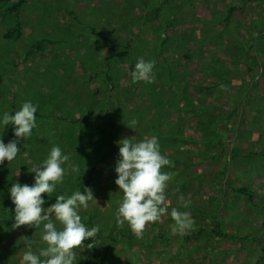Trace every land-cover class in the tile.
I'll return each instance as SVG.
<instances>
[{
	"label": "rangeland",
	"instance_id": "1",
	"mask_svg": "<svg viewBox=\"0 0 264 264\" xmlns=\"http://www.w3.org/2000/svg\"><path fill=\"white\" fill-rule=\"evenodd\" d=\"M16 1L9 0L7 3L10 5ZM177 1L171 5L174 9L175 6L178 7L175 4H179L176 27L168 31L169 37L174 41L170 55L175 58V66L183 68L182 71L189 70L190 73L191 68L204 59L200 50L207 51V42L213 39L196 43L198 38L192 30L200 27L204 16L210 19V15L209 10L206 9L204 12L201 10L203 5L194 7L195 5L185 4L184 0ZM208 1L210 4L217 3L220 6L229 4L231 7H236L233 22H237L226 29L224 25H218V33L223 29L226 32L223 36L211 34V37H218L221 44L216 45L213 54L208 55L207 71L229 67L233 71L232 74L241 80L246 74L248 76L259 74L260 71H251L250 68L255 66L257 59H261V52L255 47H250L249 42L251 33L257 32L259 26L257 19H264V1ZM137 5L140 6L135 0H26L19 13L23 36L15 42L1 39L3 31L7 27L14 26L15 17L11 15L4 17L0 9V139L5 144L17 139L14 136L15 126L13 129H5L2 123L3 113L12 111V104L16 105L17 109L14 112H17L24 102L30 101L37 106L39 114L53 116L46 120L36 118L37 126L33 129L32 135L27 140L24 138L18 140L17 147L21 152L13 161L5 160L0 164V250L5 243L14 245L16 240L24 243L21 237L31 239L33 236H38L41 239L42 225L40 229L28 226L13 229L14 216L7 219L10 213L15 212L9 186L16 182L21 185H33L35 173L29 172L28 169L42 164L54 146H59L62 153L68 155L70 160L63 165L65 168L63 183L57 184L53 192L70 197L74 192L80 191L82 184L89 180L88 188L93 191L95 200L88 202L87 209L80 208L82 223L88 229L92 228L91 225H99L97 234H107L108 226L112 225L111 237L117 239L114 250L109 255H105L106 258L101 257H104L102 252L104 246L110 244L109 239L103 240L92 250L84 249L85 246L75 249L76 259L81 260L78 264L83 262L84 264H109V262L111 264H210L209 250L223 246L225 249L228 246V239L221 241L213 239L214 242L216 241V246L211 243V248H207V238L204 235L197 241L194 238L185 239L186 233L185 235L173 233L171 228L174 221L170 218L169 211L160 221L148 224L140 238H137L127 223L119 226L116 222L115 214L123 193L117 189L113 181L107 180L112 174L109 164L116 165L120 159V146L117 142L127 137L135 138L127 132L123 120L120 121L119 110L127 104H136V101L128 91L132 78L129 63H112L110 73L112 79L107 80L104 75L107 68L103 62L106 46L92 35L91 28L99 27L114 34L115 37L126 40H130L131 35L137 32V38L134 39L139 42L137 47L140 49L135 64L141 57L146 61H154V52L163 38L165 20L158 19L141 25V21L137 18L141 15ZM131 8L134 19L127 22L128 17L125 13ZM165 10L167 9H162L161 13L164 14ZM39 37L51 38L56 43L47 49L45 58H36L26 64L19 63L25 40L32 42L40 39ZM191 41L193 43H190ZM212 44L214 46V43ZM194 60L198 63L194 64ZM161 64L158 66L160 67ZM95 68L100 70L101 74L91 79L90 76ZM158 68L156 67L153 72L154 82L143 81L149 89L160 87V79L165 82V77L161 74L162 70ZM180 75L181 72H178V77ZM200 77L201 75L197 74L190 80L194 82L197 80L195 90L201 94H194L192 89H189L188 93L192 94L193 99L202 100V104L198 103L197 107L191 104L190 107V101L186 98L171 109V114L177 117L179 128H182L188 136L185 138L186 136L182 134L176 137V141L180 144H186L182 149L188 160L191 158L189 156H193L197 162L202 160L205 166L203 172L212 174L206 176V185L202 189L187 190L184 197H181L182 191H180L175 197L183 205H188L192 198L212 201L217 199L221 202V212L218 216L223 218L226 224L224 228L228 230L232 228L229 224L235 227L237 222L240 226V223L248 217L250 222L246 226L256 233L258 240L255 246L245 243L238 245L236 239L232 237L229 244L231 242L235 244L237 253L232 260H239L242 264H258L257 258H260L261 250L264 249V80L254 89L252 98L243 99V89L245 90L246 85L245 83L243 85L242 81L239 84L234 83L235 86L227 84L217 89L214 87L215 80L210 77L209 81L204 78L198 79ZM254 77L255 81L256 75ZM188 80L183 82H189ZM136 93L135 89V96ZM108 97L113 101L115 108L113 119L109 120L103 116L100 120L82 123L85 118L103 108L109 100ZM233 100L237 102L242 100L241 105L244 107L238 108L231 103ZM211 104V114L208 112L206 119L214 125V128H216L215 122L219 123L217 128L222 127L223 134L229 139L223 146H209L211 137L201 134V130L197 133L195 129V124L200 122ZM110 121L116 123L119 136L113 140V148L107 155V161L99 166L109 144ZM228 148L232 152L229 172L232 185L235 188L240 185L247 186L253 192V204L249 205L245 196L237 194L228 187L225 188L224 193L219 189L223 186L218 173L226 164L228 158L224 154ZM206 149L210 151L206 152ZM25 151L27 155L24 154ZM214 153L217 156L213 157L216 155ZM200 157L205 159L200 160ZM73 164L79 166V173L71 172ZM95 166L99 167L89 176ZM164 167L162 169H166ZM18 172L20 174L16 176ZM42 198L45 200L43 205L45 209L56 202L47 194H43ZM186 198L188 201L185 200ZM166 201L168 202L169 198ZM189 209L190 206H187L185 211L190 212ZM210 214L213 215L212 210ZM101 216L102 223H99ZM198 218H201L200 215ZM60 227L57 222V228ZM127 233L131 234V238L126 237ZM234 235L240 236V233L234 232ZM36 246L37 248L32 251L38 254L40 248L37 244ZM27 250L18 251L21 253L18 262L19 259L22 261L23 253ZM110 256L111 260L108 258ZM230 259L231 257L228 258ZM74 264H77L76 261Z\"/></svg>",
	"mask_w": 264,
	"mask_h": 264
},
{
	"label": "trees",
	"instance_id": "2",
	"mask_svg": "<svg viewBox=\"0 0 264 264\" xmlns=\"http://www.w3.org/2000/svg\"><path fill=\"white\" fill-rule=\"evenodd\" d=\"M9 0H0V9L3 12V16L6 17L8 15L15 17V24L13 27H7L3 33H2V41L7 42H15L23 36L22 31V25L19 21V13L22 9V6L26 2V0H17L14 3H11L8 5ZM137 3H139V13L141 12L140 17L138 16V20L141 21V25H146L150 21L153 22L154 20L158 19H164L165 20V26L163 30V38L159 41L158 47L156 48V52H154V61L155 66L153 69V72L156 70V67L158 68L161 63V66L158 68L161 69V74L165 77V82H163L160 79L161 86L157 89H149L148 86L143 81L140 82H133L131 78L130 87L128 88V91L132 97H135L136 104H127L124 106V108L120 111V121L123 120L124 125L126 126L127 132H130L133 137L134 141H141L145 137H151L156 136L158 139V143L160 146V152L162 155L166 156L170 161L171 164L169 166H165L162 169L163 172L169 173L172 176V179L168 182V187L166 189V197L169 198V201H166V206L169 211V215L171 214L172 208H177L179 211L185 212V207L183 203L179 200H177L178 193L182 191L181 197H184L186 195L187 190H193V189H202L206 185V176H210L212 174L211 172H203L204 171V162L201 159H205L203 157H200L201 162H197L193 156H189L191 158H187L185 155V152L183 151V147H185L186 144H180L178 141H176V137L178 135L184 134L187 138V134L183 131L182 128H179L177 117L171 114V109L173 107H176L178 103L183 99H188L190 101V107L191 104L197 107V104H202V100H195L193 99V96L191 93H188L190 91L189 89L193 90L194 94L199 95V91L195 90L197 88V80L196 82L191 81L190 79H193L194 76L197 74H200L201 77L198 79H206L209 81V79L215 80L216 85L214 86L217 89H220V87H224V85L230 84L231 86H235L234 83L239 84L240 81H242V84L246 85L245 90L243 89V99L246 97L252 98V93L254 89L259 86V84L264 80V19L258 18V29L255 34L254 31L251 33L250 37V47H255L258 49V51L261 52V59L256 60V64L253 68H250L251 71H260L259 74L254 76H244L243 80L237 78L235 75H233V71L229 67H225L222 70L214 69L210 72L207 71V57L210 55L215 48L216 45L221 44V41L218 40L215 36L211 37V34L216 33L217 35H224L226 28H230L232 24H235L237 21L233 22V17L235 15L234 11L235 8L229 6V4H224L223 6L215 4H210L208 0H184L186 1L185 4H188L190 6L195 5L194 7H197L199 5H203L201 10L204 12L206 9L209 10L210 19H207L203 13L198 11V13L203 14V18L200 23V27L193 29V33L197 36L196 43H203V41L208 40L209 38H213L211 41L207 42L206 50L203 52L200 50V53L203 55L204 59L200 60V63L198 65H194L191 68V72L189 73V70L182 71L183 68H180L176 65L175 58H172L170 55L172 53V50L174 48V41L172 38L169 37L168 31H172L171 29L176 27V13L177 8L179 7V4L176 3L175 5H178L174 7V9L171 7L173 2H178L177 0H135ZM264 1V0H263ZM180 2V1H179ZM182 3V2H181ZM7 4V5H6ZM182 5V4H180ZM213 5V6H212ZM247 5V4H245ZM3 6V7H2ZM165 10L164 14H162V9ZM125 15L128 17L127 22L132 21L134 18H132L133 15V8L127 10ZM162 16V17H161ZM161 17V18H160ZM208 20H211V22ZM256 20V23H257ZM161 21V20H160ZM126 22V23H127ZM224 25V29L222 32L218 33V25ZM238 25V23L236 24ZM205 26V27H202ZM182 28V26H181ZM205 32L203 33L202 32ZM92 35L97 37V40L100 42H103L106 46L105 54H104V64L107 68V70L104 72V75L107 77V80H111L110 73L112 72V63H120V62H128L130 65V73L135 70V60L136 56L138 55V50L140 48L137 47L138 41H136L134 38H137V32H132L130 40H126V38L122 37H115L114 34L108 32L107 30H103L99 27L93 26L91 28ZM40 38V37H39ZM26 43L24 44V50L22 53V58L19 61V63H31L36 58H45L46 57V51L49 47L53 46L56 41L48 38V37H41L40 39H36L32 42H29L25 40ZM188 42V41H187ZM186 42V43H187ZM190 43H193L191 41ZM214 43V46L213 44ZM197 47V46H195ZM213 54V53H212ZM158 61V63H157ZM194 64L198 63L197 61H193ZM165 67V70H163ZM206 70V71H205ZM178 72H181V75L178 77ZM100 73V70L95 68L93 74L90 76L91 79L94 77H97ZM188 77V78H187ZM210 77V78H209ZM189 79V82H183ZM184 83V85L182 84ZM241 83V82H240ZM242 86V85H241ZM202 87V86H201ZM135 89L137 90L136 96L134 95ZM210 89V88H208ZM132 93V94H131ZM201 94V93H200ZM191 95L192 97H190ZM196 96V95H195ZM109 100H107V103L104 105L103 108L98 110L97 113L85 118L82 123H86L88 121H95L100 120L101 117L105 116L109 120H112L114 117V104L113 101L108 97ZM241 101L237 102L236 100L232 101L231 103H234L235 106L238 108H243L244 106L241 105ZM117 107V106H116ZM12 111L9 112L10 115L15 114V110L17 109L15 104L11 105ZM212 109V104L209 105L207 113L204 115L200 122L195 124L196 132H200L203 135H207L209 138V146L212 145V147L217 146H223L224 142L229 141L228 137L223 134L222 127L217 128L218 124L215 122L216 128H214V125L209 123V120L206 119L208 116V112L210 113V110ZM211 114V113H210ZM36 118H53L52 115L47 114H39V112H36ZM62 120H64L62 118ZM136 120L138 123L134 126V129L130 128L132 127L131 121ZM111 125V132L108 135V147L105 151L104 157H102V160L99 162V166L102 165L105 161H107V155L111 152L113 148V140L116 139L119 136L118 128H116V123L113 121H110ZM129 126V127H128ZM210 127L212 129H210ZM13 129V125L5 126V129ZM192 131V130H191ZM193 134H195L194 131H192ZM128 138V137H127ZM218 140L217 142H215ZM208 142V143H209ZM185 149V148H184ZM210 151L209 149H206V152ZM214 151V150H213ZM192 154V153H191ZM216 154V153H214ZM257 154V153H256ZM226 158V164L223 169L220 170L218 175H220V183L221 186L219 189H221L222 193H224L225 188H230L232 191L236 192L237 194L241 196H245L248 200V204H253L254 196L253 192L245 185H240L238 187H233L231 180V177L229 175L230 165H231V156L232 152L227 149L226 153L224 154ZM217 156L214 155L213 157ZM250 156V155H248ZM212 157V156H211ZM197 159V158H196ZM215 159V158H213ZM98 166V167H99ZM115 164L111 163L109 164V169L111 167L112 174H110L108 177V182H112L115 184V180L117 179V174L115 172ZM97 166L94 167V170L90 172L89 176L93 175V172L95 169L98 168ZM111 173V170H109ZM208 174V175H207ZM107 182V183H108ZM6 183V182H5ZM1 184V182H0ZM30 184L29 186H31ZM12 185L9 186L11 188ZM85 187H89V180H87L82 186L80 187V191L83 193V190ZM118 187V186H117ZM119 191V187L117 188ZM121 192V191H120ZM50 196L53 200L56 201V197L59 196L57 193L52 192L50 194H47ZM183 195V196H182ZM176 196V197H175ZM187 197V196H186ZM172 199V200H171ZM204 198H192V200H189L188 206H190L189 213L191 214L192 218L195 220V225L192 229L187 230L186 238L185 239H195L199 240L202 235L207 238L206 247L211 248V243H213V246H216V241L214 242L213 239L218 240H224L228 239V246L224 249L223 247H218L216 250H209L211 252L208 260L210 264H242L241 261H235L232 260V257H235V244L231 242L229 244V241H232V237L236 239V243L239 245L240 243L250 244L252 246H255V242L258 240L256 237V233L252 231V229L247 228L246 224L250 222V219L246 217V220L239 224L236 222V226L229 224L232 228L231 230L225 229L224 226V220L223 218H219L218 213L221 212V202L215 199L212 200H206ZM187 200V198L185 199ZM188 201V200H187ZM193 205V206H192ZM211 205V206H210ZM256 204H254L255 206ZM212 210V214L211 213ZM216 213V214H215ZM200 215L201 218L199 219L198 216ZM14 213H10L7 219L10 217L13 218ZM90 217L92 221L94 222L93 216L90 213ZM171 218V215H170ZM6 219V220H7ZM8 219V220H9ZM103 217H99V223H102ZM5 220V224L7 221ZM261 220V218H260ZM234 221V220H232ZM91 223V221L89 220ZM228 225V224H227ZM1 227V226H0ZM93 227V225H91ZM109 229H107V234H96L95 237L90 238L88 240L84 241V249L92 250L94 247L98 244H101L103 240H110V244L104 246V250L102 251L105 255H109V253L114 250L115 243L117 242V239L111 237L113 236V228L112 225L108 226ZM164 227V226H163ZM192 231H196L195 233ZM234 232L240 233V236H235ZM163 233V232H162ZM127 238H131V234L127 233ZM185 235V234H181ZM31 239L34 240V244L32 245V249H36L38 245V248L46 247V245L41 241L38 236H33ZM213 241V242H211ZM7 242V241H6ZM6 244V243H5ZM2 247L0 250V264H21V260L19 259L18 262V256H21V251L26 250L27 246L22 243L21 241L16 240L15 244L8 243ZM88 245H92V248H89ZM254 248V247H253ZM18 251H20L18 253ZM262 255L260 258H257L258 264H264V249L261 250ZM87 255V254H86ZM237 255V253H236ZM96 257V256H95ZM231 257L230 260L228 258ZM109 260H111V256L108 257ZM80 259H76V263H81ZM89 261V260H88ZM243 261V260H242ZM84 264V262L82 263ZM109 264H111L109 262ZM113 264V263H112ZM244 264V263H243Z\"/></svg>",
	"mask_w": 264,
	"mask_h": 264
},
{
	"label": "clouds",
	"instance_id": "3",
	"mask_svg": "<svg viewBox=\"0 0 264 264\" xmlns=\"http://www.w3.org/2000/svg\"><path fill=\"white\" fill-rule=\"evenodd\" d=\"M154 66L155 61L138 58L135 70L131 72L132 81L154 82ZM36 112L37 106L27 101L14 115L3 113V125L15 126L14 136L17 139L7 144L0 139V164L5 160L13 161L21 152L17 147L18 140H27L32 135L37 126ZM137 123L132 120L130 128L134 129ZM117 143L120 146V159L115 166V184L123 196L115 214L116 222L119 226L127 223L137 238H140L148 224L160 221L168 212L166 189L172 176L163 172L162 168L169 166L171 161L161 154L156 136L145 137L141 141L124 138ZM24 154L27 155V151ZM69 160L70 157L63 154L59 146H54L42 164L28 169L29 172L35 173L33 185H21L16 182L9 189L15 205L13 229L21 226L40 229L41 225L43 226L41 240L46 247L41 248L38 254L32 251L35 242L29 237H21L28 249L23 253L21 264H74L75 249L83 248L84 241L95 237L99 232V225L88 229L79 215L81 207L87 209L88 202L95 200L90 188L85 187L83 193L76 191L70 197L59 195L54 204L46 209L43 207V194L52 193L57 184L63 183V165ZM79 171L78 165L71 166V172ZM19 174L18 172L16 176ZM187 206L184 205L185 208ZM170 215L174 221L171 228L173 233L184 234L195 225V220L189 212L172 208ZM57 222L61 225L60 228H57Z\"/></svg>",
	"mask_w": 264,
	"mask_h": 264
}]
</instances>
